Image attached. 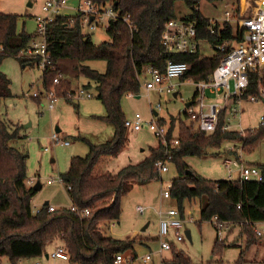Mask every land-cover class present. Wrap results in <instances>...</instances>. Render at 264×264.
Instances as JSON below:
<instances>
[{"label": "trees", "instance_id": "trees-1", "mask_svg": "<svg viewBox=\"0 0 264 264\" xmlns=\"http://www.w3.org/2000/svg\"><path fill=\"white\" fill-rule=\"evenodd\" d=\"M97 7L112 4L121 14H129L134 24L131 31L120 20L111 21L106 30L110 41L95 44L91 35H83L80 16H56L47 26L48 50L56 70L42 73V85L48 89L58 69L60 60L76 62L77 76L87 80L84 90H93L95 97L105 108V115L94 117L113 128V136L103 143H92L78 136L88 151L84 156L70 159L69 169L62 175L71 204L79 210L87 209L89 214L80 216L69 207L48 211L43 204L33 213L31 199L37 193L33 186L26 185V164L28 152L20 127L7 122L0 113V259L7 258L10 264L29 258H41L48 243L59 240L65 245L70 264H114V256L132 249L133 239L117 240L102 231V223L118 222L121 216V198L130 188L160 180L156 163L164 157L162 146L151 149V154L136 165H127L117 173L102 169V163L115 158L128 144L125 115L121 107L126 95H138L141 91L139 76L146 66L162 69L167 60L187 63L189 69L181 79L195 82L206 80L224 55L231 49H218L223 42H239L243 38L237 29L234 32L229 22L213 26L199 9L201 0H89ZM211 1V0H208ZM255 6L257 0H250ZM184 3L193 13L184 20L193 21L197 28L199 43L205 41L214 47L212 56L167 55L161 46V34L166 22L174 19L175 4ZM250 12L247 14L249 15ZM18 16L0 12V64L6 57H13L26 65L19 57L33 35L17 31ZM103 61L104 72L90 67L89 62ZM258 75H252L245 96L257 91ZM51 80V81H50ZM264 84V78L262 79ZM51 82V84L49 83ZM10 80L0 70V102L11 95ZM58 91L66 102L72 100L67 94L73 92L70 84L61 80ZM57 95V94H56ZM77 108V105H74ZM227 108L220 114L217 129L207 134L181 123L177 138L178 146L172 152L171 162L181 177L172 181L170 197L172 204L184 218L185 210L199 211L201 221L218 217L222 221L238 223H259L264 221V183L230 180L213 181L196 175L186 164L184 157H201L208 149H219L224 142H241L244 152H250L264 136V124L256 129L245 130V136L237 131H222ZM186 114V113H185ZM187 115H185L186 117ZM264 117V115H263ZM188 118V116H187ZM161 121H164L161 119ZM160 121V122H161ZM259 128L260 129L259 131ZM173 126L168 130L171 137ZM257 166L264 174V165ZM192 172L187 175L186 171ZM132 184V185H131ZM247 246L256 243L258 236L251 226H243ZM222 241L216 239L214 250ZM243 251L240 254L242 261ZM174 264H188L182 254H175Z\"/></svg>", "mask_w": 264, "mask_h": 264}, {"label": "rangeland", "instance_id": "rangeland-1", "mask_svg": "<svg viewBox=\"0 0 264 264\" xmlns=\"http://www.w3.org/2000/svg\"><path fill=\"white\" fill-rule=\"evenodd\" d=\"M44 1L19 0L16 2V0H9L8 8H6L9 10L11 7L12 11L18 14V32H25L34 36L37 25L35 17L43 15L41 8ZM66 2L71 7L78 4L77 0H66ZM29 4L31 5L29 6ZM236 7L240 8V15L243 16L246 1L201 0L197 8L204 18L210 20L212 26L216 22L222 24L224 21H229L235 32L237 24L233 15ZM67 8L62 11V15L74 13ZM227 12L229 16L226 15ZM192 13L193 10L184 3L177 2L175 4L174 19L183 20ZM237 15L239 17L238 12ZM106 24L107 21L104 19L102 22L99 21L97 29L90 33L95 44L110 41L104 28ZM234 43L228 42L227 46H232ZM199 47V52L202 55L212 56L214 54L215 48L205 41H201ZM89 65L99 72H104L106 69V64L103 61H92L89 62ZM22 66L20 61L13 57L4 58L0 65L1 71L10 80L12 95L0 102V113L7 122L19 126V134L25 138V148L29 155L26 164V179H34L35 182L38 181L41 184V189L37 191L30 202L32 212L35 213L44 202H48L56 209L69 207L70 201L65 186L57 179L53 181L54 184L48 185L47 180L64 174L69 169L71 156H84L86 154L87 148L80 144L79 139H77L78 136L82 135L90 142L98 143V141L110 140L114 131L110 125L94 118L105 115V108L101 101L93 97L89 100L66 102L58 91L60 85L55 88L58 101L55 102L54 110L50 112L43 96L33 97L35 92H42L45 88L42 87V71L36 64ZM75 66L76 62L70 59L58 62V69L62 74L61 80L68 82L73 90H76L77 86L87 83L85 78L77 76ZM189 81L184 80L181 83L178 88L179 96L176 98L173 95H159L155 92L148 94L144 91L138 94L140 96L138 99L124 97L121 103L125 118L131 119L136 113H139L143 120L153 118L159 121L163 119L166 124L176 129V136L181 125L179 122L183 121L185 124L191 121L187 116L185 118L184 113L188 109L186 103L193 100L196 94L197 86ZM49 83L51 84V82ZM158 102H161V109L158 111V116L153 117L151 109L155 108ZM74 105H77V108ZM236 107L239 108L243 130L259 127L260 118L264 115L262 102L243 100ZM228 114L230 115V110ZM232 122L235 124L237 120L233 118ZM55 127L60 129V132L57 133L58 138L62 141H69L71 145L67 147L53 145L54 150L52 152H44V148L52 145L50 137ZM192 128L195 130L194 127ZM260 129L262 128H259V131ZM126 133L128 144L115 158H108L102 163L101 166L104 171L117 173L129 164L136 165L150 156L151 149L159 146L157 137L145 127L138 132H130L126 129ZM91 134H95V136ZM227 145L228 142H224L219 149H208L204 156L184 157L182 161L200 177L213 181H236L237 175L232 174V178H229L223 165L224 149ZM233 146L237 147V142L233 143ZM51 159L55 160L54 164L50 163ZM242 159L246 165H264V136L250 152L243 150ZM53 165L57 167L58 172L53 169ZM167 166V172L159 173L160 180L144 185L135 184L121 198V216L118 222H114L113 225L102 223V231L107 236L117 240H130L127 238L136 237L135 231L143 229L147 223H150L144 232H140L134 238L136 244L132 246V249L123 253L124 264H174L175 254H182L188 264H264V223L257 224L256 227L263 236L258 237L256 243L251 246H247V237L243 228L239 225H231L222 232V242L218 244L216 251L214 246L217 231L211 221L200 220L198 210L193 213L185 210L184 219L186 223L181 231L182 241L177 242L173 233L170 232L168 240L173 243V248L159 253L158 212H165L170 207H175L171 200L162 199L161 193L170 189L174 179L181 177L173 162L167 163ZM137 206L144 207V213L139 214L136 211ZM187 231H189V237L186 234ZM56 242L59 241L53 240L48 243L47 250L49 248V252L52 251L53 246L59 245ZM241 251L244 253L242 261L240 260ZM146 256H149L150 259L144 260ZM131 258H133L132 262L129 261ZM35 261L40 264H50L44 256L37 260L35 258L25 259L15 264H36ZM0 264H10V262L7 258H2Z\"/></svg>", "mask_w": 264, "mask_h": 264}, {"label": "built area", "instance_id": "built-area-1", "mask_svg": "<svg viewBox=\"0 0 264 264\" xmlns=\"http://www.w3.org/2000/svg\"><path fill=\"white\" fill-rule=\"evenodd\" d=\"M67 7L66 0H48L42 6L43 15L36 17V32L29 42L27 48L19 54V57L36 66L43 72L56 70V66L52 61L51 53L48 50L47 42V26L53 21L56 16L62 15V11ZM75 15L80 16L79 28L83 35L90 34L98 27V22L104 19L107 21L104 27L107 30L111 21L120 20L131 31L134 29V24L129 14H121L115 10L112 4H106L103 7H97L89 0H79V3L72 7ZM249 15L242 16L239 12L233 15L237 24V29L241 32L243 38L239 42H235L231 49L220 60L218 65L213 69L206 80L193 81L197 86L196 94L193 98V103L188 107L186 113L188 119L196 124L197 130L207 134L214 132L220 121V114L226 108L227 104L234 103L230 108V115L227 113L225 121L221 126L222 131H237L241 136H245V130L241 128L239 121V108L236 106L243 100L250 102H262L264 99V0H257L252 10L246 8ZM229 16V13L226 14ZM92 18V20H91ZM229 22V21H224ZM103 26V24H102ZM86 30V31H85ZM228 42H223L217 48L223 50ZM161 46L163 52L167 55H193L199 51V41L197 39V28L193 21L171 19L166 22L161 34ZM189 67L185 62H177L172 59L166 61L164 67L160 69L155 66H146L139 76L140 89L145 93L155 92L159 95H174L179 87L181 79L187 73ZM258 75L257 91L251 95L245 96L250 86L252 75ZM62 78L61 72H57L52 80L51 87L43 88L42 92H35L33 97L39 98L43 96L48 104V109L52 110L55 102L58 100L55 88L59 85ZM142 80H144L142 82ZM42 87H44L42 85ZM132 96V95H131ZM92 95L84 90L78 89L67 94V98L72 101H81L91 98ZM234 101V102H233ZM161 109V102H158L153 112H158ZM237 122L233 124L232 119ZM264 124L263 115L260 118V126ZM124 125L130 132H138L145 127L151 131L158 139L160 146L164 149V157L156 163L158 172L164 173L168 171L167 163L171 162L172 152L178 146L179 140L176 136H168L166 126L159 124L153 118L151 120H143L139 113H136L133 118L125 119ZM239 127V128H238ZM52 146H67L68 141H62L56 133L50 137ZM228 144L224 151L229 152V156L223 159V165L227 170L229 178L232 174L237 175V180L240 182H257L264 183V174L254 165L244 164L242 159L243 144L237 142L235 147ZM48 150L47 148L44 149ZM61 184L62 179L56 178ZM52 181L48 180L50 184ZM31 184L32 182H28ZM163 199L170 200V191L166 190L161 193ZM56 208L49 205L48 211L52 212ZM69 209L80 216L89 214V210H79L76 206L70 205ZM37 209L36 212H38ZM136 211L139 214L144 213L145 209L142 206H137ZM159 215V252L171 250L173 243L168 240L170 232L173 233L177 242L182 241L181 231L186 223V220L181 217L179 210L176 207H170L165 212H158ZM214 228L217 231V239L222 241V232L227 230L232 223L222 221L218 217H213L211 220ZM259 223H264L259 222ZM258 223H238L240 227L245 225L251 226L253 232L258 237H262V232L256 227ZM45 259L51 260L52 264H70V256L62 244L58 246L50 254H44ZM132 259V258H131ZM131 259L129 261H131ZM146 256L144 260H149ZM114 264H122V254L114 256ZM36 264H40L36 262Z\"/></svg>", "mask_w": 264, "mask_h": 264}, {"label": "crops", "instance_id": "crops-1", "mask_svg": "<svg viewBox=\"0 0 264 264\" xmlns=\"http://www.w3.org/2000/svg\"><path fill=\"white\" fill-rule=\"evenodd\" d=\"M17 1H19V0H16V2ZM46 1H48V0H45L43 3H42V6H43V4L46 2ZM78 1V3H79V0H77ZM246 1V7H245V15H247L248 14V12H246V8H248L249 10H252L253 8H254V6H252V4H251V1L250 0H245ZM9 3V0H0V12L1 13H3V14H15V15H18V14H16V13H14V11H12V9H11V7H10V9L9 10H7V4ZM31 4H29V6H30ZM7 7V8H6ZM67 9H70L71 11H74V9L72 8V7H70V8H67ZM8 11H10V12H8ZM239 11H240V8L239 7H236L235 8V10H234V14L235 13H239ZM41 12H42V9H41ZM244 14H243V16H244ZM75 15V11H74V13L73 14H68V15H62V16H67V17H73ZM39 16H41V15H39ZM36 17H38V16H36ZM35 17V18H36ZM216 47H218V46H216ZM199 51H200V47H199ZM4 60V59H3ZM1 64H2V62H1ZM0 64V65H1ZM26 65H34V63L32 64L31 62H27V64ZM26 65H23L22 67H25ZM0 70H1V67H0ZM77 73V72H76ZM190 82V81H189ZM181 83H183V81H181L180 82V84H179V86L181 85ZM87 83H83L81 86H77V89L76 90H78V89H84L83 88V86L84 85H86ZM179 88V87H178ZM178 88H177V90H176V92L174 93V94H177V96L176 97H178L179 96V91H178ZM91 95H92V97L91 98H88V99H83V100H89V99H92L93 97H95V94H94V92H93V90H92V88L91 89H88L87 90ZM143 90H141L140 91V93L142 92ZM139 93V94H140ZM127 96V98L128 99H133V98H136V99H138L140 96L138 95V97L137 96H135V95H126ZM126 96H124V97H126ZM123 97V98H124ZM175 97V98H176ZM122 98V99H123ZM58 101V100H57ZM56 101V102H57ZM82 101V100H81ZM234 102V101H233ZM76 103H78V102H76ZM190 104L189 105V107L192 105V103H193V100H190V101H188L186 104ZM235 103V102H234ZM234 103H231V104H227V106H226V108H227V110L229 111V109L230 108H232L234 105ZM263 103V102H262ZM264 104V103H263ZM54 107H55V104H54ZM54 107H53V109L52 110H50V112L51 111H53L54 110ZM121 107H122V103H121ZM122 110H123V107H122ZM152 111V110H151ZM228 111H227V113H228ZM124 112V111H123ZM186 113V112H185ZM184 113V114H185ZM125 115V114H124ZM152 115H153V117H156V116H158V112H156V115H155V112H153L152 111ZM185 115H187V113L185 114ZM186 118V117H185ZM126 119V118H125ZM163 120V119H162ZM225 120V119H224ZM161 120H159V121H157L159 124H161V125H164V126H166L167 127V129L169 130V128H170V126H169V124H166V122L165 121H161ZM190 121V120H189ZM239 121H240V123H241V120H240V117H239ZM168 123V122H167ZM184 123V122H183ZM191 123V124H190ZM185 125L186 126H192V127H194V129L195 130H197V127H196V124L195 123H193L192 121H190V122H188V123H185ZM60 132V129L58 128V127H55V129H54V132L53 133H59ZM172 132H173V134H172V136H175V132H176V129L173 127V130H172ZM88 134V133H87ZM91 135H93V136H95V134H91ZM82 136V135H81ZM176 137H177V135H176ZM85 138V137H84ZM89 140V139H88ZM106 141H107V139H106ZM69 142V141H68ZM104 142V141H103ZM103 142H99L98 141V143H103ZM80 144L81 145H83V146H85V148H87V146L84 144V143H82V142H80ZM96 144H97V142H96ZM228 144H232V142H228ZM71 144H70V142H69V145H67V146H70ZM67 146H65V147H67ZM62 147H64V146H62ZM48 150H44V152H52L54 149L52 148V145H50V146H48V147H46ZM45 149V148H44ZM87 151H88V148L86 149V153H87ZM224 154H225V156L227 157V156H229V152H225L224 151ZM29 156V155H28ZM72 157H74V156H71L70 158H69V162H70V159L72 158ZM54 162H55V160L54 159H51L50 160V163L51 164H54ZM251 165H253V164H251ZM69 166V165H68ZM68 168V167H67ZM53 169H56V171L58 172V169H57V167H55V165H53ZM60 176V175H59ZM58 176V177H59ZM48 180H51L52 182L50 183V184H48V185H52V184H54V180H56V178L55 177H51V178H49ZM47 180V181H48ZM28 182H32V186H34L36 183H39L38 181L37 182H35V180L34 179H30V180H27V185L28 186H30L31 184H28ZM40 184V183H39ZM31 186V187H32ZM40 189H41V184H40ZM69 198V197H68ZM163 199V198H162ZM69 201H70V199H69ZM48 204V202H44V204ZM70 204H71V202H70ZM49 205V204H48ZM70 206V205H69ZM159 220V219H158ZM114 223H111L110 225H113ZM147 224H150V223H147ZM110 225H109V227H110ZM148 227V226H147ZM146 227V228H147ZM102 228V227H101ZM109 229V228H108ZM146 230V229H145ZM140 232H144V231H142V229H140V230H136L135 231V236L137 237L138 236V234L140 233ZM189 232V231H188ZM105 235H106V233H104ZM136 237H133V236H130V237H128L127 239H133L134 241V243H133V245L134 244H136V239H134V238H136ZM59 241V240H58ZM56 243H59V245H57V246H53L52 247V251L51 252H53L58 246H60V245H62V242L61 241H59V242H56ZM51 252H49V248H48V250H47V247H46V252H45V254H49V253H51ZM163 252V251H162ZM162 252H159V253H162ZM122 256H123V254H122ZM37 260V259H36ZM47 260V259H46ZM133 261V258L131 259V262ZM47 262L48 263H50V264H52V262H51V260H47ZM124 262H125V259H124V257H123V262H122V264H124ZM35 263H36V261H35Z\"/></svg>", "mask_w": 264, "mask_h": 264}, {"label": "water", "instance_id": "water-1", "mask_svg": "<svg viewBox=\"0 0 264 264\" xmlns=\"http://www.w3.org/2000/svg\"><path fill=\"white\" fill-rule=\"evenodd\" d=\"M91 20H92V18H91ZM173 96L176 97L177 94H174ZM137 97H138V96H137ZM262 102L264 103V99H262ZM189 105H190L189 103L186 104V107L188 108ZM155 115H156V112H155ZM186 174H187V175H192V172L189 171V170H187V171H186ZM33 188H34L36 191L40 190V184H39V183H36V184L33 186ZM45 204H46V203H45ZM147 226H148V224L145 225V227L142 229V231H144V230L146 229ZM186 234H187V236L189 237V232H188V231H187Z\"/></svg>", "mask_w": 264, "mask_h": 264}]
</instances>
